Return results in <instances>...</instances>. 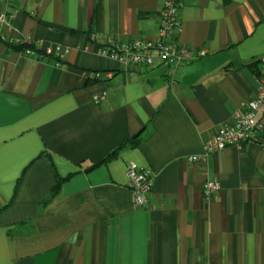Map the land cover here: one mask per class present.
Instances as JSON below:
<instances>
[{
    "label": "crops",
    "instance_id": "1",
    "mask_svg": "<svg viewBox=\"0 0 264 264\" xmlns=\"http://www.w3.org/2000/svg\"><path fill=\"white\" fill-rule=\"evenodd\" d=\"M165 1L0 0L14 16L0 37V264H264V144L203 162L207 140L256 96L264 0H178L175 40L207 52L179 68L99 55L108 41L156 39ZM28 39L62 46L66 67L13 48ZM148 125L140 148L87 171ZM134 165L153 176L143 208L128 187ZM53 166L73 176L46 203Z\"/></svg>",
    "mask_w": 264,
    "mask_h": 264
},
{
    "label": "built area",
    "instance_id": "2",
    "mask_svg": "<svg viewBox=\"0 0 264 264\" xmlns=\"http://www.w3.org/2000/svg\"><path fill=\"white\" fill-rule=\"evenodd\" d=\"M182 8L178 0H167L162 5L158 17L159 26L156 39L135 38L125 43L116 44L106 42L99 50V55L116 62L121 68L139 67L150 68L164 66L176 69L188 63L203 58L207 55L205 50H195L178 43L175 40L180 30ZM13 14H0V37L2 27L12 28ZM25 46L22 51L27 57H34L45 60L55 57L58 60L57 67L65 68L63 63L65 49L62 46H49L46 49L37 51L39 46L33 40H25L19 44ZM264 66V62H263ZM256 76L257 89L254 99L241 105L234 121L220 128L216 134L205 143L206 157L203 162L207 163V157L214 152L223 151L228 147L240 146L243 144H264V68L260 67ZM108 92L93 97L95 104H105ZM193 157L191 161H198ZM128 187L134 195L136 208H143L150 202V194L153 187V176L150 172L140 170L135 165L127 170ZM221 190L218 180H208L203 187V197L209 202L217 196Z\"/></svg>",
    "mask_w": 264,
    "mask_h": 264
},
{
    "label": "trees",
    "instance_id": "3",
    "mask_svg": "<svg viewBox=\"0 0 264 264\" xmlns=\"http://www.w3.org/2000/svg\"><path fill=\"white\" fill-rule=\"evenodd\" d=\"M13 48L17 49L18 51H23L25 50V46L23 45H15L13 46ZM37 51H41V50H38L36 48ZM251 68L254 72V74H258V72L260 71L259 69V63L255 62L251 65ZM151 128L150 126H146L144 128V130L142 132H140L139 134H136L134 135L132 138H130L127 143H125L123 146H121L120 148L116 149L115 151H113L112 153H110L105 159H103L102 161L96 163V164H93L91 167H89L87 169V171L91 170V169H94L96 167H99L100 165L104 164V163H108L114 159H117L118 156L120 155V153L124 150H127V149H137V148H140V146L145 142V140L148 138V136L150 135L151 133ZM46 156V154H42L39 159L41 157H44ZM49 158V157H48ZM53 172L55 173V176H56V179H57V183L55 185V187H53V189L51 190L50 192V195H49V199L47 200L46 203L50 202L53 198H55L57 196V194L59 193L60 191V187L61 185L65 182V181H68L73 175H69L65 178H62L58 175V173L56 172V169L55 167L53 166Z\"/></svg>",
    "mask_w": 264,
    "mask_h": 264
},
{
    "label": "bare ground",
    "instance_id": "4",
    "mask_svg": "<svg viewBox=\"0 0 264 264\" xmlns=\"http://www.w3.org/2000/svg\"><path fill=\"white\" fill-rule=\"evenodd\" d=\"M250 101V100H249Z\"/></svg>",
    "mask_w": 264,
    "mask_h": 264
}]
</instances>
